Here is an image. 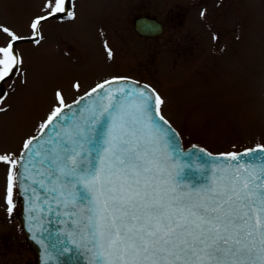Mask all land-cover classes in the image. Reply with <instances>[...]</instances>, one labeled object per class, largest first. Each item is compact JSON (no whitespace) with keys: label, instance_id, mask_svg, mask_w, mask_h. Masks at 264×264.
<instances>
[{"label":"snow or ice","instance_id":"snow-or-ice-1","mask_svg":"<svg viewBox=\"0 0 264 264\" xmlns=\"http://www.w3.org/2000/svg\"><path fill=\"white\" fill-rule=\"evenodd\" d=\"M70 3L45 0V14L29 25L35 43H40L39 29L50 18H75ZM0 32L8 37L0 45V83H6L19 72L22 59L15 44L26 37L5 25ZM116 80L127 78L105 80L86 95ZM117 91L123 95L109 96L107 104L93 110L83 126L66 132V138L56 130L60 138L48 144L58 145V150L49 147L43 160L40 152H32L41 166L48 164L49 176L56 177L58 171L84 188L78 199L73 194L65 203L85 205L72 213L77 217L73 223L91 245L93 264H264V159L259 164L209 168L201 172L202 182L185 181L184 169L193 165L183 160L187 152L162 115L165 100L149 85ZM5 96L7 92L0 96V113L7 111L2 106ZM55 96L59 106L41 125L42 135L70 107L60 91ZM37 139L25 140L23 150L32 149ZM256 151H264V146L245 154ZM220 155L239 159L237 153ZM0 163L8 165L5 202L11 213L14 187L20 186L18 159L12 153L0 154Z\"/></svg>","mask_w":264,"mask_h":264},{"label":"rangeland","instance_id":"rangeland-1","mask_svg":"<svg viewBox=\"0 0 264 264\" xmlns=\"http://www.w3.org/2000/svg\"><path fill=\"white\" fill-rule=\"evenodd\" d=\"M73 1L76 18L59 29L76 50L46 34V24L39 44L21 45L23 71L0 113V154H19L59 106L57 91L66 103L87 82L114 74L149 82L186 145L214 152L264 146V0H204L202 6L198 0ZM44 2L0 0V25L32 34L30 22L46 11ZM145 10L164 21L162 35L135 31V14ZM7 171L0 163V187Z\"/></svg>","mask_w":264,"mask_h":264},{"label":"water","instance_id":"water-1","mask_svg":"<svg viewBox=\"0 0 264 264\" xmlns=\"http://www.w3.org/2000/svg\"><path fill=\"white\" fill-rule=\"evenodd\" d=\"M135 29L144 35H156L164 30V26L157 18L142 15L135 19ZM120 77H126L127 80L113 81L110 84H105L103 89H97L96 93L86 95L91 92L89 90L77 99L67 103L66 105L70 107L63 109L64 114L60 120L55 121L52 126L45 129L43 135L41 129L34 135L38 139L33 141L32 149L22 150L23 159H19L18 164V183L20 185L18 189L22 204L20 218L36 253L38 264H93V256L88 251L91 245L88 243L87 238H82L77 226L73 223L77 217L73 216L72 213L79 212L80 208L85 205L81 204L74 208L71 204L65 203L66 200L73 198V194L78 199V194L84 192V188L82 186L76 187V181L72 176L66 178L58 171L56 177L49 176L48 164L44 163L41 166L32 152H40L39 159L43 160L49 147L54 151L58 150V145H49L48 142L53 138L64 137L66 132L71 133L77 126H83L92 115L93 110H98L101 105L109 102V96L119 98L123 95L117 91L119 88L123 87L127 92L133 87L139 88L149 85L152 89H155L144 81L127 76ZM108 80L112 81V78ZM146 91L148 90L146 89ZM166 120L179 137L182 148L187 152V155L183 156V160L193 165L192 168L184 169L183 179L185 181L202 182L201 172L209 168L214 169L217 166L234 168L237 163L248 161L259 164L264 159V151L245 154L246 150L255 149L258 145L232 152H212L199 144L185 146L180 132L167 118ZM56 130H59L60 137H56ZM88 149L89 146L85 143L84 151H88ZM199 150H203V152ZM22 151L19 158L22 156ZM207 153H210L211 156ZM221 153H237L239 159L233 161L229 157L221 156ZM33 189H35L34 192ZM53 189H56V191H53ZM61 192L64 195H61ZM62 249H70V251L65 252Z\"/></svg>","mask_w":264,"mask_h":264},{"label":"flooded vegetation","instance_id":"flooded-vegetation-1","mask_svg":"<svg viewBox=\"0 0 264 264\" xmlns=\"http://www.w3.org/2000/svg\"><path fill=\"white\" fill-rule=\"evenodd\" d=\"M204 0H198V3L200 6L203 5ZM76 9H77V4L75 1L71 0V3L68 5V10L70 12H73L75 14L76 18ZM45 14V12L43 13ZM141 15H150V16H155L153 13L149 12L148 10L145 11H140L135 14V18ZM72 18H69L66 14L63 16H58L55 19L50 18L47 22H44L42 26L39 29V35L36 37V39H39L40 42L44 39V34L42 32L45 24L46 26V34H51L52 36L55 37V34L57 35L58 40L61 42V44H64L65 50L73 52V50H76L77 45L69 41L68 37L66 36L65 33H62V31L59 29V26L64 24L65 22L75 20ZM134 18V19H135ZM165 24V23H164ZM166 27V25H165ZM139 34V33H138ZM163 34V33H162ZM160 34V35H162ZM141 35V34H139ZM26 37V39L21 40L19 42H16L15 47L19 52V56L21 58L22 53V44L25 41H33L32 39V34L29 35H21ZM141 36H146V35H141ZM159 35H152V36H147V37H157ZM7 36L3 33L0 34V45H4L7 42ZM63 46V45H62ZM23 71V66L22 63L19 65V72L16 73V75L21 76ZM14 75L11 79H9L6 83H0V96H4V93L7 92V96L4 97V101L8 98L10 94V87L9 85H12L14 82V79L16 77ZM119 75V74H117ZM113 76V75H112ZM107 76L102 77L100 80L97 82H94L89 85L84 84V86L87 87H82L80 89V92L77 93V95L74 97H78L79 95L83 94L90 88H92L94 85L97 83L107 79ZM12 93V92H11ZM71 100V99H70ZM23 145L21 146L20 150L22 149ZM19 150V151H20ZM16 159H18V154L15 155ZM16 170L14 169V172ZM8 172V171H7ZM6 172V173H7ZM7 178V176H6ZM7 183V179H6ZM6 183L5 186L0 187V264H36L37 259L36 255L34 253V250L32 249V245L30 244L27 235L24 231L23 224L20 219V208H21V203H20V197L18 195V189L14 187V192H13V211L9 213L8 211V205L5 202V189H6Z\"/></svg>","mask_w":264,"mask_h":264}]
</instances>
